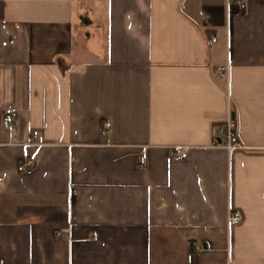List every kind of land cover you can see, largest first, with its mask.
Listing matches in <instances>:
<instances>
[{
    "label": "crops",
    "instance_id": "1",
    "mask_svg": "<svg viewBox=\"0 0 264 264\" xmlns=\"http://www.w3.org/2000/svg\"><path fill=\"white\" fill-rule=\"evenodd\" d=\"M241 1L0 0L2 264H264V0Z\"/></svg>",
    "mask_w": 264,
    "mask_h": 264
},
{
    "label": "built area",
    "instance_id": "2",
    "mask_svg": "<svg viewBox=\"0 0 264 264\" xmlns=\"http://www.w3.org/2000/svg\"><path fill=\"white\" fill-rule=\"evenodd\" d=\"M235 3L240 9H243L244 4L241 0H235ZM216 41H217L216 39L212 40L213 43H216ZM229 72H230L229 66L219 69L220 74L225 73L228 75ZM14 121H15L14 116L12 114H7L3 121L4 128L6 130H9L12 124L14 123ZM105 128H110V124L108 123L105 124ZM217 136L223 140V143H221L220 146H222L229 152L243 148L239 140L236 120L231 111H229V116L226 122L217 128ZM176 156L178 159H183L185 157V153L181 149H178L176 151ZM34 165L35 163L31 160L24 161L19 166L18 170L19 172H24V171L31 169ZM241 219H242V216L240 214H231L229 218V226L238 224L241 221ZM58 236H60V234ZM0 264L2 263L0 262Z\"/></svg>",
    "mask_w": 264,
    "mask_h": 264
},
{
    "label": "trees",
    "instance_id": "3",
    "mask_svg": "<svg viewBox=\"0 0 264 264\" xmlns=\"http://www.w3.org/2000/svg\"><path fill=\"white\" fill-rule=\"evenodd\" d=\"M4 17V8H3V4L0 2V18Z\"/></svg>",
    "mask_w": 264,
    "mask_h": 264
}]
</instances>
